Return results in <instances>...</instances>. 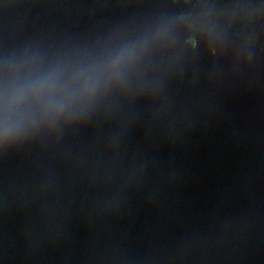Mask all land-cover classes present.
Segmentation results:
<instances>
[{
    "label": "water",
    "instance_id": "obj_1",
    "mask_svg": "<svg viewBox=\"0 0 264 264\" xmlns=\"http://www.w3.org/2000/svg\"><path fill=\"white\" fill-rule=\"evenodd\" d=\"M179 12L0 0V264H264V49Z\"/></svg>",
    "mask_w": 264,
    "mask_h": 264
},
{
    "label": "trees",
    "instance_id": "obj_2",
    "mask_svg": "<svg viewBox=\"0 0 264 264\" xmlns=\"http://www.w3.org/2000/svg\"><path fill=\"white\" fill-rule=\"evenodd\" d=\"M257 4L255 13H257V23L254 24V32L251 38L242 35V24H239L237 35H241L250 44H255L264 48V0H251ZM179 7V19L184 24L195 28L199 33H234L229 29L230 23L238 26V21L231 19L228 15V7L232 0H172ZM250 32L249 29H246ZM257 32V33H256ZM234 33V34H236ZM189 43H193V36L187 38ZM259 42V43H258Z\"/></svg>",
    "mask_w": 264,
    "mask_h": 264
},
{
    "label": "rangeland",
    "instance_id": "obj_3",
    "mask_svg": "<svg viewBox=\"0 0 264 264\" xmlns=\"http://www.w3.org/2000/svg\"><path fill=\"white\" fill-rule=\"evenodd\" d=\"M261 2L252 3L251 0H232L231 5L228 7V15L233 20L238 21V26L230 23L228 26L231 31L236 33L238 31L239 24H242V35L246 36V38H251L253 35V30L255 28L254 24L257 23V13H255V9L257 8V4ZM264 4V2H262ZM264 9V5H263ZM246 29H249L247 31ZM199 31V30H198ZM200 34H205L201 33ZM237 34V33H236ZM212 36H215L211 33ZM210 53H214L213 48H209Z\"/></svg>",
    "mask_w": 264,
    "mask_h": 264
},
{
    "label": "bare ground",
    "instance_id": "obj_4",
    "mask_svg": "<svg viewBox=\"0 0 264 264\" xmlns=\"http://www.w3.org/2000/svg\"><path fill=\"white\" fill-rule=\"evenodd\" d=\"M225 34H227V33H225ZM231 34L236 35V36H239L241 39H243L245 45H255V44H250V43H248V41L246 40V38H244V37L241 36V35H237V34H234V33H231ZM255 46L258 47V48H260V47L257 46V45H255Z\"/></svg>",
    "mask_w": 264,
    "mask_h": 264
},
{
    "label": "clouds",
    "instance_id": "obj_5",
    "mask_svg": "<svg viewBox=\"0 0 264 264\" xmlns=\"http://www.w3.org/2000/svg\"><path fill=\"white\" fill-rule=\"evenodd\" d=\"M257 33V32H256ZM259 43V42H258ZM262 45V44H261ZM261 45H260V49H264V48H261Z\"/></svg>",
    "mask_w": 264,
    "mask_h": 264
}]
</instances>
